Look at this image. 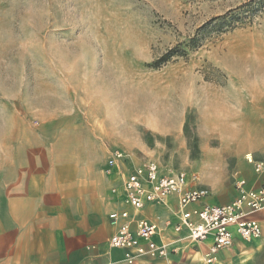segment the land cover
I'll use <instances>...</instances> for the list:
<instances>
[{
  "label": "rangeland",
  "instance_id": "374dc122",
  "mask_svg": "<svg viewBox=\"0 0 264 264\" xmlns=\"http://www.w3.org/2000/svg\"><path fill=\"white\" fill-rule=\"evenodd\" d=\"M248 1L0 0V161L25 123L72 116L99 127L106 154L195 173L211 197L230 196L232 174L250 168L221 145L231 98L222 65L241 77L256 68L239 61L264 46V3L185 55L147 65Z\"/></svg>",
  "mask_w": 264,
  "mask_h": 264
},
{
  "label": "crops",
  "instance_id": "0c3cea01",
  "mask_svg": "<svg viewBox=\"0 0 264 264\" xmlns=\"http://www.w3.org/2000/svg\"><path fill=\"white\" fill-rule=\"evenodd\" d=\"M250 50L249 57L239 61L255 65L250 76L241 77L238 70L230 74L222 65L228 78L221 93L231 98L221 103L225 120L220 127L222 147L234 150V164L246 163L250 172L232 174L230 196L220 191L211 197L210 191L211 204L233 199L235 177L251 187L264 181L246 160L264 159V46ZM98 132V126L72 116L35 126L25 123L19 129L0 161V264H127L122 261L124 251L107 244L114 232L108 214L121 209L134 219L158 223L153 240L166 244L165 256H144L133 264H264V211L252 215L262 230L259 239L235 238L230 248L219 250L211 263H205L210 241L193 243L185 238V228L174 231L175 196L165 204L148 203L138 212L123 203L121 176L140 163L123 161L111 168Z\"/></svg>",
  "mask_w": 264,
  "mask_h": 264
},
{
  "label": "built area",
  "instance_id": "2783aa9c",
  "mask_svg": "<svg viewBox=\"0 0 264 264\" xmlns=\"http://www.w3.org/2000/svg\"><path fill=\"white\" fill-rule=\"evenodd\" d=\"M246 160L252 164L255 175L264 176V159L247 157ZM123 161L124 156L118 151L107 157L111 168ZM197 179L194 173L188 176L186 171L165 169L155 161H145L121 176L123 203L138 212L148 203L165 204L169 196H175L177 221L174 231L185 228V238L193 243L210 241L205 263H211L219 250L230 248L235 238L250 242L261 237L260 224L252 215L264 211V181L251 187L244 178L235 177L233 199L226 204H211L207 202L209 188L199 185ZM116 192L115 187L111 188V193ZM190 205L196 207L186 209ZM108 219L114 232L107 244L124 251L122 261L133 264L144 256H165L166 244H157L153 240L160 229L158 223L145 218L134 219L126 209L111 211Z\"/></svg>",
  "mask_w": 264,
  "mask_h": 264
},
{
  "label": "trees",
  "instance_id": "16d2710c",
  "mask_svg": "<svg viewBox=\"0 0 264 264\" xmlns=\"http://www.w3.org/2000/svg\"><path fill=\"white\" fill-rule=\"evenodd\" d=\"M263 3L264 0L262 2L260 0H250L240 5L233 14L226 13L209 19L197 28L195 35L191 37L189 41L176 44L175 46L167 49L147 66L156 69L169 62L173 57L185 55L188 49H193L198 46L199 40L206 33L212 30H221L225 27H233L236 20H242L244 18L242 17L244 14L249 15V13L254 11L256 7L261 9L263 7Z\"/></svg>",
  "mask_w": 264,
  "mask_h": 264
}]
</instances>
